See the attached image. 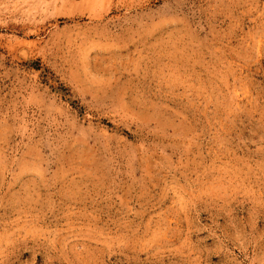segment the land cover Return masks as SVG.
<instances>
[{"label":"rangeland","instance_id":"374dc122","mask_svg":"<svg viewBox=\"0 0 264 264\" xmlns=\"http://www.w3.org/2000/svg\"><path fill=\"white\" fill-rule=\"evenodd\" d=\"M0 264H264V0H0Z\"/></svg>","mask_w":264,"mask_h":264}]
</instances>
